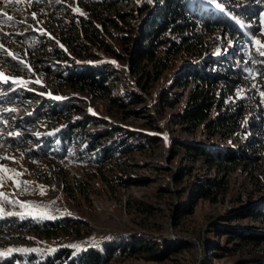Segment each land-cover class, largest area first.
<instances>
[{"label": "rangeland", "instance_id": "obj_1", "mask_svg": "<svg viewBox=\"0 0 264 264\" xmlns=\"http://www.w3.org/2000/svg\"><path fill=\"white\" fill-rule=\"evenodd\" d=\"M34 1L40 8H46L44 16L26 9L24 5L29 3L28 0L21 3L0 0V73L21 84L20 89H24L26 94H23V99L20 96L19 100L7 106L10 108L6 113L8 119L0 129V166L12 170L9 173L0 172V193L6 197H0V215H5L4 223L0 224V253L18 247L56 246L73 237H105L111 232L121 233L134 225V220L138 218L135 216L137 212L132 209L137 200L152 202L156 209L150 218L164 221L170 233L179 239H190L193 245L176 252L173 255L176 259L155 261L141 256L120 255L110 259L109 264H199L202 230L211 217L228 211L240 214L238 221L241 224L264 232V217L249 214V210L253 212L264 206V119L260 121L262 127L259 130L245 124L250 118H258L257 106L264 117V55H261L264 53V0H232L239 2L237 6L242 8L247 5L257 7L256 12L247 19L255 25L254 39L241 43L220 26H215L208 36V44L203 46V55L209 52L219 57L234 54L232 66L241 74H233L236 85L224 102L229 106L245 105L242 123L221 142L215 140L221 134L208 137L201 125L191 134L181 133L212 151L217 145L222 148L242 147L246 157L234 163L227 162L218 170L215 166L208 167L202 158L195 161L194 172L206 176L220 175L227 180V189L224 192L215 191L212 198H198L193 212L183 218L182 227L176 225V230L170 225L173 220L172 203L176 201L177 193L172 185V172L176 171L182 160L185 161V150L180 149L173 159H169V130L166 125L168 112L183 105L193 80L189 79L187 85L174 87L170 98L178 97L179 101L166 108L164 113L154 104V97L160 87L168 86L177 69L184 66L182 59L193 54L182 56L179 52L168 57L169 66L150 83V88L148 85L151 93H144L129 72L134 49L130 46V40L126 41L125 35L129 34L131 24L136 25L133 31L136 33L137 27L144 23V17L149 16L150 8H145L149 0H114V3L104 5L92 0ZM23 10H27L26 16L21 13ZM128 11L132 13L123 20V14L119 13ZM5 12L12 17L11 20L3 15ZM63 37L71 39L73 51L67 49ZM58 46L65 50L69 58L58 53ZM80 50L82 53H79ZM157 53L165 58L161 47ZM70 59L86 64L90 60L94 62V59L104 60L116 67L118 70H114V77L107 83L110 96L95 97L89 89H80L61 79L67 74L62 66ZM218 82L221 83L220 80ZM12 83L0 80V94L8 92ZM132 89L141 93L146 102H127L123 110V106L111 99ZM65 98L73 99L76 111L62 109L53 116H35L46 100L60 101ZM44 109L51 108L45 106ZM214 113L213 108L211 114ZM24 118H29L28 123L24 124ZM94 118H105L111 120L113 125L131 128H149V125L156 123L161 126L162 139L145 149L129 153L116 151L114 158L108 160L96 156L98 150L107 147L114 138L107 134L98 138L97 148L82 149L85 144L77 142L75 145L72 143L62 156H55L54 142L53 147L49 144L44 147L49 154L41 155L42 150L37 149L39 156L29 158L34 148L43 145L53 131L67 127L73 120L84 121L80 129L77 127L78 132L91 131L97 135L96 132L103 128L109 132L112 125L87 123ZM175 126L178 128V125ZM83 138L89 137L85 135ZM90 154L93 160H85V155ZM40 172L46 174L36 176ZM125 174L132 177L131 183H121L120 175ZM165 180L170 182V193H163L160 189ZM8 213H12L11 218L20 214H28L32 218L68 214L76 223L47 236L30 224L17 226L19 217L13 224L6 223ZM76 231L78 234L74 235ZM225 238L216 237L221 243L226 241ZM231 243L229 241L227 244ZM238 245L240 247L234 252L213 258L212 264H264L263 240L258 243L241 241ZM208 260L210 262V256Z\"/></svg>", "mask_w": 264, "mask_h": 264}, {"label": "trees", "instance_id": "obj_2", "mask_svg": "<svg viewBox=\"0 0 264 264\" xmlns=\"http://www.w3.org/2000/svg\"><path fill=\"white\" fill-rule=\"evenodd\" d=\"M92 2L104 5L112 4L114 0H92ZM214 2H218L221 6ZM153 3L155 4L153 5ZM237 4L239 2H232V0H149L145 6V8H150L149 16L144 17V23L139 28L137 27L136 33L133 32L136 25L131 24L128 28L129 34L125 35L126 41L130 40V46L134 49L130 59L129 72L135 77L133 80L144 93H151V90H148V85L150 88V83L155 81L169 66L168 57L179 52L182 56L193 54L192 57L182 59L184 66L177 69L168 86L160 87L158 94L154 97V104L157 105L161 113H164L166 108L172 107L179 101L178 97L170 98L174 87L187 85L189 79L193 80L183 105L175 111L168 112L167 117L169 122L166 125L169 130V159H173L180 149L185 150L183 158L185 161L182 160L176 171L172 172V174L174 173L172 185L177 192L175 194L176 201L172 203L174 206L172 205L171 208V219L173 220L170 221V225L173 230H176L177 226H183V218L193 212L198 198H212L215 191L224 192L227 189V180L221 178L220 175L206 176L194 172L195 161L202 158L208 167L215 166V169L218 170L227 162L234 163V161L246 157L242 147L222 148L217 145L212 151L181 133L182 131L191 134L201 125L208 133V137L221 134L215 139L221 142L223 137L234 131L242 123L245 105L229 106L224 102L228 93L236 85L233 74H241L232 66L234 54L227 53L219 57L215 53L209 52L203 55L202 52L203 46L208 44V36L215 26H220L228 35H232L240 41L241 30L246 23L235 20V17L243 14L249 18L256 12L257 7L247 5L246 8H242ZM24 7L45 15L46 8H40L34 0L31 3H26ZM21 13L26 16L27 10H23ZM131 13L132 11H128L119 13V15L123 14L124 20L127 14ZM86 35L90 36L87 33ZM62 41L67 49L73 51L71 39L63 37ZM160 47L165 52V58L157 53ZM56 48L60 55L69 58L62 47ZM79 53H82L81 50ZM117 57L120 58L118 55ZM90 61L89 64H86L70 59L62 66L64 70H67L66 76L60 78L80 89H89L95 97L110 96L111 90L107 83L111 77H114V70L117 68L111 66L108 61L95 59L94 62ZM119 69L121 70V68ZM219 80L221 83L218 82ZM20 92L22 93L19 90L17 97H19ZM16 93L17 91L13 92V97L8 96V98H15ZM111 99L123 106V110L127 102L136 104L146 102V98L135 89L128 90L117 97H111ZM45 106L51 109H44ZM213 108L215 113L211 114ZM62 109L76 111L73 99L46 100L42 107L37 109L35 116H53ZM256 109L258 118H250L245 124L259 130L262 127L260 121L264 117L262 118L261 108L257 106ZM23 120L28 123L29 118ZM91 122L112 126L109 132L105 131L107 128H103L96 132L97 135H94L91 131L87 133L78 132L77 127L80 129L84 121L73 120V123H69L67 127L61 128L55 134L47 137L43 145L40 144L39 147L34 148L35 150L29 158L34 159V157L39 156L37 149L38 151L43 150L45 145L50 143L52 146L54 142L56 153L59 156H62L72 143L74 145L77 142L84 143L85 146L82 149L89 150L96 147L98 138L104 134L114 138L110 140L107 147H102L96 153V156L102 160L114 158L116 151L129 153L134 150L145 149L162 139L161 126L156 123L149 125V128H131L124 125H113L111 120L105 118H94L93 121L87 123ZM175 125H178V128ZM85 135L89 138H83ZM85 139L90 140L86 141ZM41 153H43L41 155H45L47 151L43 150ZM91 157V154L90 156L85 155L84 159L92 161L93 158ZM45 174V172H40L36 176ZM120 181L129 184L132 177L127 174L120 175ZM169 185L168 180L163 181L160 187L161 191L163 193L172 192ZM132 209L137 212L135 216L138 218L134 220V225L124 229L121 233L111 232L105 237H73L68 239L71 242L67 240L64 244L61 243L56 246L39 245L31 246L28 249L21 247L15 250L8 249L6 252L0 253V259L4 258L0 260V264H109L110 259L120 255L123 257L141 256L147 260L162 261L167 258L176 259L173 256L176 252L193 245L190 239H179L170 233L164 225V221L150 218L156 209L152 202L137 200ZM249 211L252 216L264 217V206L253 210V212ZM235 213V211L232 213L228 211L211 217L202 230L204 231L202 232V257L199 264H212L213 258L234 252L240 247L238 244L241 241L253 243L264 241V232L247 224H241L238 221L240 214ZM57 214H53L54 217L36 216L35 218L28 216V214L14 215L13 218L11 215H7L6 223L13 224L16 217H19L17 226L25 227L26 224H30L36 231L45 233L47 236L55 233L56 230H63L67 226L75 225L76 222L71 220L70 215L56 216ZM138 214L140 216H137ZM4 218L5 215L3 219L0 218V223H4ZM77 232L74 235L78 234ZM218 235L226 237V241L219 242L216 239ZM227 241L232 243L229 245Z\"/></svg>", "mask_w": 264, "mask_h": 264}, {"label": "clouds", "instance_id": "obj_3", "mask_svg": "<svg viewBox=\"0 0 264 264\" xmlns=\"http://www.w3.org/2000/svg\"><path fill=\"white\" fill-rule=\"evenodd\" d=\"M216 5H218V6H221V4H219L218 2H214ZM242 18H246V19H242ZM248 16H246V15H243V14H239V15H237L236 17H235V20H237V21H244L245 23H246V25L243 27V29L241 30V33H242V37H241V39H240V41H241V43H242V41H245V42H248V40H252V39H254V26L255 25H253L252 24V22H249L248 20ZM237 39V38H236ZM238 40V39H237ZM7 79H0V80H3V81H7V82H13L12 84L13 85H11V87L9 88V91L8 92H6V93H4V94H0V113H1V116H0V118H5V120L3 121V122H1V124H0V129H2L3 127H4V125H5V122H6V120L8 119L7 118V115H6V113H8L9 111H10V108H7V106L10 104V103H15V101H17V100H19L20 99V96H21V99H23V96L24 95H26L24 92H23V90L24 89H20V86H21V84H18V83H16V82H14L12 79H10V78H8V77H6ZM7 84V83H6ZM9 85V84H8ZM19 90H21L22 91V93L20 92L19 93V97H17V94H18V92H19ZM15 91H17V93H16V97L15 98H13V99H11L12 97H13V92H15ZM24 94V95H23ZM8 96H12L11 98H8ZM3 108H6V110H3ZM4 115V116H3ZM26 122H24V124H25ZM58 130H56V131H53L52 132V134L51 135H53V134H55L56 132H57ZM49 146H50V143H49ZM53 147V146H52ZM54 148V155L55 156H57V153H56V147H53ZM44 149H46V148H43V150ZM42 150V151H43ZM42 151H40V152H42ZM48 153V152H47ZM41 154H43V153H41ZM49 154V153H48ZM3 214H1L0 215V217H3L2 216ZM0 224H2V223H0Z\"/></svg>", "mask_w": 264, "mask_h": 264}, {"label": "snow or ice", "instance_id": "obj_4", "mask_svg": "<svg viewBox=\"0 0 264 264\" xmlns=\"http://www.w3.org/2000/svg\"><path fill=\"white\" fill-rule=\"evenodd\" d=\"M13 2L21 3V2H23V0H5V3H13ZM28 2L31 3V0H28ZM77 11H78V9H77ZM3 15L6 16L8 20L12 19V17L9 16L6 12L3 13ZM33 18H35V13H33ZM257 43H259V41H257ZM261 55H264V53H261ZM0 79H7V78L4 76L3 73H0ZM10 171H12V170L7 169L3 166H0V172L9 173ZM16 175H19V174L17 173ZM17 183H19V182H17ZM42 194H43V190H42ZM0 197H4V194L0 193ZM4 198L6 199V197H4ZM8 215H12V213H8Z\"/></svg>", "mask_w": 264, "mask_h": 264}]
</instances>
